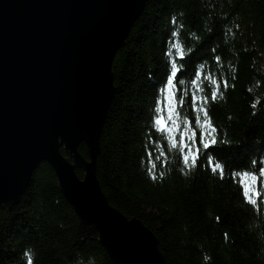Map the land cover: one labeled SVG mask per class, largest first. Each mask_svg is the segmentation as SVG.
<instances>
[{"label":"trees","instance_id":"16d2710c","mask_svg":"<svg viewBox=\"0 0 264 264\" xmlns=\"http://www.w3.org/2000/svg\"><path fill=\"white\" fill-rule=\"evenodd\" d=\"M173 63L183 72L179 95L208 97L202 106L218 143L207 155L224 166L223 179L203 149L189 168L153 131L156 101L163 99L157 89ZM112 71L115 93L95 168L108 203L152 231L165 264H264V178L252 186L256 203H246L229 171L256 170L252 161L264 166V0H148ZM177 111L182 125L185 118L204 119L188 102ZM78 150L88 158L83 143ZM29 261L113 264L45 162L19 203L0 209V264Z\"/></svg>","mask_w":264,"mask_h":264},{"label":"water","instance_id":"95a60500","mask_svg":"<svg viewBox=\"0 0 264 264\" xmlns=\"http://www.w3.org/2000/svg\"><path fill=\"white\" fill-rule=\"evenodd\" d=\"M147 1L0 0V209L45 162L113 264H165L156 236L108 203L95 172L113 58Z\"/></svg>","mask_w":264,"mask_h":264},{"label":"snow or ice","instance_id":"6c2138e0","mask_svg":"<svg viewBox=\"0 0 264 264\" xmlns=\"http://www.w3.org/2000/svg\"><path fill=\"white\" fill-rule=\"evenodd\" d=\"M180 61L183 62L184 54L181 52ZM183 72L180 68L173 63L171 69L166 72L164 80L162 81V87L157 91L163 96V99H157V114L153 118V131L160 134L172 148L178 150L180 158L184 164L189 168L197 166L201 150H204V155L210 164L211 171L218 172L221 179L224 178L225 168L221 163L216 162L212 156H208L207 152L213 149V146L218 143L215 133L216 126L212 123L211 117L208 115V108L203 107L208 97H197L196 93H189L183 91L182 95L180 86L184 84V80L180 79ZM198 75V73H196ZM192 85H198L199 81L194 78H190ZM198 91H203L202 88ZM217 92H213L211 99L215 100ZM186 102L192 105L193 111H200L203 114L204 119L195 117L193 120L185 118L183 125L179 122L180 113L177 111L178 107L183 106ZM166 113V115H165ZM184 127L190 131L191 135H188V131L180 132V129ZM207 137V139H205ZM195 145V147H193ZM252 165H256V170H229L230 177L235 180L238 188L240 189L242 199L246 203H256L251 199L253 184L259 185L262 178H264V166H260V162L252 161ZM256 196H260L261 193L257 190L254 193ZM31 264V261H29Z\"/></svg>","mask_w":264,"mask_h":264}]
</instances>
